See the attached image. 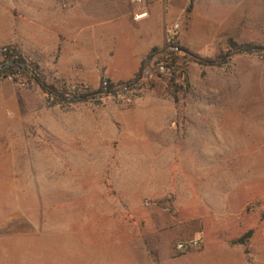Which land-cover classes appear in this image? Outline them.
<instances>
[{
  "label": "rangeland",
  "instance_id": "rangeland-1",
  "mask_svg": "<svg viewBox=\"0 0 264 264\" xmlns=\"http://www.w3.org/2000/svg\"><path fill=\"white\" fill-rule=\"evenodd\" d=\"M120 1L0 0V63L19 55L59 91L98 90L104 77L65 57L62 39L52 56L37 59L20 53L16 36L40 11ZM187 79L178 100L142 87L54 104L18 74L0 78V264H264V193L243 227L216 220L191 198V120L203 111L227 139L229 115L237 163L245 152L234 131L239 116L255 127L251 118L264 108V51L219 67L189 62ZM253 148L247 143V154ZM192 239L201 246L177 249Z\"/></svg>",
  "mask_w": 264,
  "mask_h": 264
},
{
  "label": "crops",
  "instance_id": "crops-1",
  "mask_svg": "<svg viewBox=\"0 0 264 264\" xmlns=\"http://www.w3.org/2000/svg\"><path fill=\"white\" fill-rule=\"evenodd\" d=\"M136 2L140 5L134 8ZM112 6L81 4L77 10L31 15V28L22 24L16 36L17 49L22 55L48 58L62 39L65 57L71 53L86 71L118 84L133 79L151 51L166 45L169 29L180 46L207 57L228 49L229 40L238 45L264 42V0H123ZM59 26L63 31L54 29ZM261 113L251 118L255 127L249 128L247 117L239 116L233 129L245 152L233 166L230 116H222L227 139L215 131L217 123L204 120L203 111L191 120L196 142L192 202L216 220L223 217L239 227L246 226L250 204L264 193V108ZM247 143H254L253 153L247 154Z\"/></svg>",
  "mask_w": 264,
  "mask_h": 264
},
{
  "label": "trees",
  "instance_id": "trees-1",
  "mask_svg": "<svg viewBox=\"0 0 264 264\" xmlns=\"http://www.w3.org/2000/svg\"><path fill=\"white\" fill-rule=\"evenodd\" d=\"M228 46L227 53L216 58L198 55L180 46L177 42L174 43L173 48L168 45L163 48H155L150 53L152 59L148 63L145 61L142 64L140 71L133 79L118 84L104 80L107 85L103 86V81L100 88L95 91L89 88L81 89L82 91H74V93H69V90L59 91L53 85L46 83L36 65L27 64L19 55L14 58L13 54H6L7 56L0 63V78H9L18 74L26 83H33L39 87L54 104L87 101L95 96L113 95L120 91L142 87L159 94L170 95L175 100H178L179 94L183 93L189 85L187 79V65L189 62H195L204 67H219L227 64L234 55L256 54L264 51L263 48L253 44L238 45L233 40L228 41ZM160 61L166 64L167 72L165 74L160 73L157 69V63ZM147 70H149L148 74H146ZM250 235L251 232H248L236 243L243 244Z\"/></svg>",
  "mask_w": 264,
  "mask_h": 264
},
{
  "label": "built area",
  "instance_id": "built-area-1",
  "mask_svg": "<svg viewBox=\"0 0 264 264\" xmlns=\"http://www.w3.org/2000/svg\"><path fill=\"white\" fill-rule=\"evenodd\" d=\"M175 27H174V29H175ZM172 33H173V29H169L168 30V40H167L166 45H168L170 47H172L174 45V43L176 42L175 38L172 35ZM4 52L7 53V49H4ZM157 69L162 74H165L167 72L166 64L163 61H160V62L157 63ZM106 85H107V82L104 81L103 82V86H106ZM201 244H202V242H201L200 239H192V240H189V241L180 242L177 245V249L179 251H186L188 249L199 248L201 246Z\"/></svg>",
  "mask_w": 264,
  "mask_h": 264
},
{
  "label": "water",
  "instance_id": "water-1",
  "mask_svg": "<svg viewBox=\"0 0 264 264\" xmlns=\"http://www.w3.org/2000/svg\"><path fill=\"white\" fill-rule=\"evenodd\" d=\"M151 59H152V58L149 57L148 60H147V63H148ZM148 73H149V70H147L146 74H148Z\"/></svg>",
  "mask_w": 264,
  "mask_h": 264
}]
</instances>
